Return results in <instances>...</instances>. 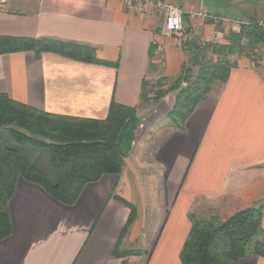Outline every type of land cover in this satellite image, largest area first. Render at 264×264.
<instances>
[{"label": "crops", "instance_id": "crops-1", "mask_svg": "<svg viewBox=\"0 0 264 264\" xmlns=\"http://www.w3.org/2000/svg\"><path fill=\"white\" fill-rule=\"evenodd\" d=\"M163 1L182 10L185 29L203 43L214 35L224 42L235 24L264 19L261 0ZM0 36L89 47L114 64L54 53L0 56V95L79 119L104 121L113 102L139 111L147 106L141 102L144 82L163 79L169 86L186 62L163 13L134 12L120 0H0ZM235 63L228 81L213 84L184 130L167 119L176 93L151 106L121 175L88 184L73 206L20 178L0 264H182L192 216L225 221L263 204L264 67L244 57ZM120 199L138 209L123 240L130 209ZM262 228L264 237V216ZM120 240L122 251L140 254L115 257ZM237 264H264V258Z\"/></svg>", "mask_w": 264, "mask_h": 264}, {"label": "trees", "instance_id": "trees-1", "mask_svg": "<svg viewBox=\"0 0 264 264\" xmlns=\"http://www.w3.org/2000/svg\"><path fill=\"white\" fill-rule=\"evenodd\" d=\"M227 41L203 47L198 37L186 38L182 42L186 62L180 76L169 86L163 79L144 82L142 104L155 108L167 95L176 93V104L167 119L171 127L184 130L213 84L228 81L236 66L230 58L238 55L251 59L252 53L264 49V19L250 20L240 32H230ZM22 52H34L37 58L54 53L77 62L114 66L99 60L89 47L46 38L0 36V56ZM208 52L217 62L205 61ZM141 122L137 108L116 102L111 104L107 119L97 121L40 112L0 95V241L12 235L10 203L20 178L42 187L61 204L73 206L88 184L99 182L105 175H121ZM36 150L49 154V172L29 159V151ZM120 201L130 209L123 240L138 218V209ZM263 216L264 203L240 210L225 221L217 216L199 221L192 216L191 231L180 253L181 263L237 264L250 256L264 258ZM121 240L115 257L140 254L122 251Z\"/></svg>", "mask_w": 264, "mask_h": 264}, {"label": "rangeland", "instance_id": "rangeland-1", "mask_svg": "<svg viewBox=\"0 0 264 264\" xmlns=\"http://www.w3.org/2000/svg\"><path fill=\"white\" fill-rule=\"evenodd\" d=\"M252 2H259V0H250ZM264 2V0H261ZM207 2H209V0H207ZM178 3H180L181 5L183 4V0H178ZM248 22L246 23H241V24H235L236 26V29L235 31H229L228 34L230 32H235V33H238L240 32V30L242 29V27L246 26ZM222 24V22H221ZM185 28V27H184ZM186 34H185V38H194L195 36H192L190 32H188V30H186ZM228 34L227 36H225V40L224 42H221L224 37L222 36H219L220 37V42L218 41L217 39V35H214L213 36V39L210 41V42H201L202 46L203 47H207V46H217V45H224V44H227V37H228ZM196 38V37H195ZM200 39V38H199ZM183 40V41H184ZM182 41V42H183ZM226 41V42H225ZM240 57L238 55H235V56H232L230 58L231 62L232 63H235L237 59H239ZM250 60L254 61L255 63L259 64L260 66H263L264 67V49H261L260 51H258L257 53H252L251 56H250ZM205 61L206 62H217V58L210 52H208L206 54V57H205ZM187 85L184 84V87H186ZM151 105L148 104L147 106L146 105H143L142 108L138 111V114L140 116V118L143 120L146 116L149 115V112L151 110ZM144 129H142L141 133L143 132ZM140 135V133H139ZM29 159L35 163L36 165H38L42 170H44L45 172H49V154L46 152V151H29Z\"/></svg>", "mask_w": 264, "mask_h": 264}, {"label": "built area", "instance_id": "built-area-1", "mask_svg": "<svg viewBox=\"0 0 264 264\" xmlns=\"http://www.w3.org/2000/svg\"><path fill=\"white\" fill-rule=\"evenodd\" d=\"M127 8L139 13H163L165 15V24L171 34L180 39L185 38L186 29L183 23V12L175 4L167 3L163 0H120Z\"/></svg>", "mask_w": 264, "mask_h": 264}]
</instances>
